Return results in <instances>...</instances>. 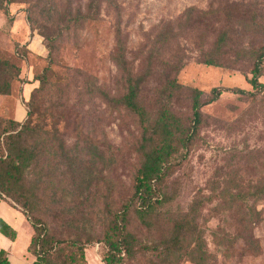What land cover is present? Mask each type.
Listing matches in <instances>:
<instances>
[{
    "label": "rangeland",
    "instance_id": "obj_1",
    "mask_svg": "<svg viewBox=\"0 0 264 264\" xmlns=\"http://www.w3.org/2000/svg\"><path fill=\"white\" fill-rule=\"evenodd\" d=\"M90 2L16 0L0 12V56L21 70L9 93L0 95V154L10 121L23 118L37 128L31 146L42 154L23 181L25 208L66 250L56 261L71 264V254L82 263L83 248L84 264H105V232L132 194L143 126L116 102L125 92L116 63L121 46L133 73L143 71L154 52L140 97L151 117L170 106L188 126L190 90H201L203 100L213 87L224 90L201 108L198 133L161 183L165 203L149 215L148 225L131 210L127 228L143 246L134 258L122 254L121 264H158L152 245L194 208L206 264H264V196L248 194L264 187V91L255 93L248 83L253 58L236 56L264 45V0H99L95 12ZM189 8L194 10L186 16ZM88 14L91 18L73 21ZM222 26L230 35L231 63L207 66L200 55ZM176 63H181L177 70ZM168 75L182 88L165 90ZM35 76L46 86L27 101L28 90L38 86ZM259 82L264 84V66ZM72 164L79 170L76 185L70 183ZM27 237L20 232L17 248ZM176 264L197 263L184 257Z\"/></svg>",
    "mask_w": 264,
    "mask_h": 264
},
{
    "label": "trees",
    "instance_id": "obj_2",
    "mask_svg": "<svg viewBox=\"0 0 264 264\" xmlns=\"http://www.w3.org/2000/svg\"><path fill=\"white\" fill-rule=\"evenodd\" d=\"M16 0H0V12L4 14L8 5ZM99 0H91L89 10L95 12L98 8ZM193 8L186 10V16L191 14ZM91 18V15H77L73 18L76 23ZM170 25V24H169ZM230 35L226 27H221L217 37L209 49L200 55V62L207 66L229 67L226 57V48L228 47ZM242 54H248L253 58L251 77L248 83L255 90L264 91V84L259 82V77L264 66V45L253 49L252 51L241 50L236 52L237 57ZM154 52L148 54V63L143 71L133 73L126 66L123 49L119 46L116 56V63L122 69L125 79V92L117 99L128 112L135 115L143 126L142 134L138 142L137 152L139 154V167L135 173L132 185V194L120 211L115 212L105 232L103 241L107 247L104 257L105 264H121L122 254L128 258H134L136 248L142 247V243L128 228V218L133 209L140 222L147 226L149 215L154 213L159 205L165 203L163 194L160 192L161 183L171 170L174 162H179L185 158L187 152L195 139L199 125L201 123V108L207 104L216 101L224 92L222 88L213 87L209 92V98L203 100V92L197 88L190 90V110L191 122L185 126L181 119L177 117L170 109V106L163 105L155 117H151L141 102V90L143 85L151 76V58ZM242 59V58H241ZM239 59V60H241ZM181 63L175 64L177 70ZM20 68L0 56V95L8 94L12 83L18 80ZM38 82L29 92L27 101L31 92L45 89V79L34 77ZM165 90L178 91L182 86L177 83L172 75L166 77ZM104 96L105 92L100 89ZM32 92V93H33ZM233 92L244 95L251 94L242 89H235ZM30 112H28V116ZM10 121L7 129L3 132V153L0 154V198L17 207L22 211L25 217L31 223L33 234L31 236L28 251L34 256L33 264H61L58 260L66 257V250L60 247V240L49 236L43 223L29 216L27 195L23 189V181L30 167L42 154L37 147L33 148L31 139L37 133V128L32 127L29 122ZM61 152L64 153L62 147ZM67 158V157H66ZM78 157H74V163ZM76 164V163H75ZM70 172V183L76 185L79 174L77 166L72 164ZM85 175V174H84ZM253 198L264 196V187L258 186L253 192L248 193ZM247 195V194H246ZM245 194L240 197L246 199ZM27 206V207H26ZM26 207V208H25ZM196 209L191 213L181 215L175 219L169 230V234L152 245L151 250L157 258L158 264H176L184 257H188L197 264H206L209 261L205 249V242L202 230L196 223ZM0 232L14 239L16 232L8 224L0 219ZM190 241L192 242L190 244ZM184 243H187L184 246ZM251 245H255L253 239H249ZM81 248L80 257L82 263H77L75 258L68 254V260L71 264H84V253ZM0 264H11L4 250H0Z\"/></svg>",
    "mask_w": 264,
    "mask_h": 264
},
{
    "label": "crops",
    "instance_id": "obj_3",
    "mask_svg": "<svg viewBox=\"0 0 264 264\" xmlns=\"http://www.w3.org/2000/svg\"><path fill=\"white\" fill-rule=\"evenodd\" d=\"M31 88V87H30ZM29 89L28 91H30ZM23 118H15L16 121H21ZM0 219L8 224L16 235L14 239H9L1 232L3 237H0V250H4L11 264H33L35 256L28 251L33 228L29 220L25 217L20 209L0 198ZM25 231L28 233L27 240L24 245L17 248V240L20 237V232Z\"/></svg>",
    "mask_w": 264,
    "mask_h": 264
}]
</instances>
